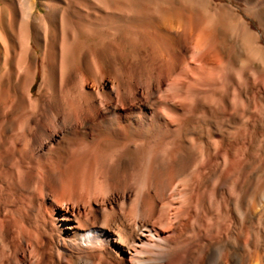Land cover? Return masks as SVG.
I'll use <instances>...</instances> for the list:
<instances>
[{"label":"bare ground","instance_id":"6f19581e","mask_svg":"<svg viewBox=\"0 0 264 264\" xmlns=\"http://www.w3.org/2000/svg\"><path fill=\"white\" fill-rule=\"evenodd\" d=\"M149 1L0 0V264H264V42L233 5Z\"/></svg>","mask_w":264,"mask_h":264},{"label":"rangeland","instance_id":"374dc122","mask_svg":"<svg viewBox=\"0 0 264 264\" xmlns=\"http://www.w3.org/2000/svg\"><path fill=\"white\" fill-rule=\"evenodd\" d=\"M13 1L15 2V1H18V0H13ZM33 1L35 2V6L40 10V12H42V13L46 12L45 7H44L45 0H33ZM154 1H156L159 4L165 5L164 0H150L149 1L150 5H152ZM183 1L186 4L188 3L187 6H189L188 8H189V10L192 13H196L198 11V12L203 14V12H204L203 9L205 7H206V9H205L206 13L204 14L205 17L209 16V15L206 16L207 13L211 14V13L214 12L212 10V8L210 7L209 3L207 2V0H197V1L196 0H188V1L183 0ZM178 2H179V0H175V4L176 5H177ZM215 2L216 3L233 5V7L235 9H238L240 13H242V14L244 13L243 14L244 16L248 15V17H246L247 20L249 22L252 21L251 23L254 25L253 29L260 34L261 39H262V43L264 42V29L262 28V26H260L259 21H258L259 20L258 17H260V16H262V18L264 19V15L262 14V13H264V8H262L261 10L257 11L256 9L250 8V6H248V5H244V3L239 2L238 0H232V1H229V0H215ZM69 3H70V0H58V4H59L58 5V9L61 10L63 7H67L68 6L67 4H69ZM238 3H239V5H238ZM234 4H236L238 6H236ZM201 7H203V8H201ZM129 11L131 13H135L134 12L135 11L134 8H130ZM257 18H258V20H257ZM113 25H114L115 28L117 27L116 26L117 24H115V23L109 24V34L114 35V36H112V35L110 36L111 37V42L110 43L111 44L113 43L112 45H114V47H116V48L122 47L123 44H125L126 42L129 43V45L127 43L125 44V46H127V47L130 46V44L131 45L134 44L136 46H139L140 44H142L141 41H140L141 38H140V36H138V31H136L137 28L132 27V26L131 27H127V29H125V33L122 36H120L118 34L121 32V30H119V28L114 29V27H112ZM131 28L134 29V30H132ZM112 29H114V30H112ZM110 31H111V33H110ZM125 35H126V38H125ZM217 37H218V45H217L218 46V53H219L220 57L222 59H224V60L225 59H230L232 62H234L233 64L235 65V67L239 68L245 62V60L247 59L246 56H245V52L243 51L244 48L242 47L241 41L239 39H236L235 37H233L229 32L224 31L223 29H219L217 31ZM125 40H127V41H125ZM34 57L36 59H40L41 58L40 50L37 47L34 50ZM254 67H255V70L257 71V73H260L262 71V68L264 67V65L261 64V60L256 59V60H254ZM40 78H41V71L39 70V72L37 74V78H36L35 89H36V87L38 85V82L40 81ZM209 115H210V113L209 114L206 113L205 115H202V117L200 116V118L198 119V120H201V119L204 120L205 119V121H206L205 123L204 122H199V123H197V122L194 123L193 122L192 123V127H194V130H196V131L200 132V134H202V132H206L208 130H211L212 127L215 126L220 131H225V132H228V133L233 132L234 125L229 124V123L226 124L225 121H222L223 122L222 124H224L223 126H216L217 122L214 119L210 120V121H209V119H207V117ZM219 124H221V122L218 123L217 125H219ZM223 127L224 128L227 127V128L224 129ZM228 130H230V132ZM194 134L198 135V133H194ZM162 264H164V263H162Z\"/></svg>","mask_w":264,"mask_h":264}]
</instances>
